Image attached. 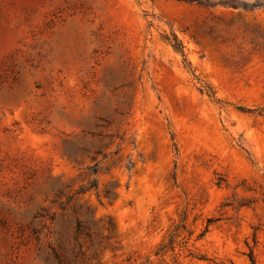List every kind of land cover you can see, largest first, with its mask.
<instances>
[{
  "label": "rangeland",
  "instance_id": "1",
  "mask_svg": "<svg viewBox=\"0 0 264 264\" xmlns=\"http://www.w3.org/2000/svg\"><path fill=\"white\" fill-rule=\"evenodd\" d=\"M200 1L0 0V264H264V0Z\"/></svg>",
  "mask_w": 264,
  "mask_h": 264
},
{
  "label": "trees",
  "instance_id": "2",
  "mask_svg": "<svg viewBox=\"0 0 264 264\" xmlns=\"http://www.w3.org/2000/svg\"><path fill=\"white\" fill-rule=\"evenodd\" d=\"M182 1H186V2L197 1L198 3H201L200 0H182ZM220 4L224 5L226 7H235V5L231 2V0L222 1V2H220ZM256 7H264V2H259ZM81 225H82L81 222L77 221L76 233H78V234H82L85 231V229L82 228ZM75 245L80 247V245L77 243V241H76ZM75 245H71L70 241L68 239H66V258L69 260H73L75 258L74 251L72 250L75 248Z\"/></svg>",
  "mask_w": 264,
  "mask_h": 264
}]
</instances>
